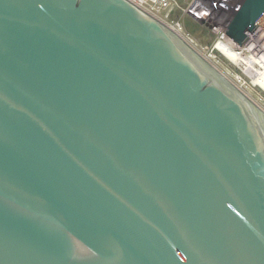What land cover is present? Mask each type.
Instances as JSON below:
<instances>
[{
  "label": "water",
  "instance_id": "1",
  "mask_svg": "<svg viewBox=\"0 0 264 264\" xmlns=\"http://www.w3.org/2000/svg\"><path fill=\"white\" fill-rule=\"evenodd\" d=\"M0 264H264V111L129 0H0Z\"/></svg>",
  "mask_w": 264,
  "mask_h": 264
},
{
  "label": "built area",
  "instance_id": "2",
  "mask_svg": "<svg viewBox=\"0 0 264 264\" xmlns=\"http://www.w3.org/2000/svg\"><path fill=\"white\" fill-rule=\"evenodd\" d=\"M129 1L176 33L254 103L264 105V91L252 83L242 67L228 56L229 53L234 54L264 77V14L239 46L228 37L226 29L243 0H191L186 6H181L177 0ZM177 11L181 15H176ZM185 16L207 29L214 41L209 45L202 43L184 23Z\"/></svg>",
  "mask_w": 264,
  "mask_h": 264
},
{
  "label": "rangeland",
  "instance_id": "3",
  "mask_svg": "<svg viewBox=\"0 0 264 264\" xmlns=\"http://www.w3.org/2000/svg\"><path fill=\"white\" fill-rule=\"evenodd\" d=\"M181 6H186L191 0H177ZM176 15H181L180 11L176 12ZM184 23L186 26L194 32L196 37L205 45H209L214 41V37L208 32L207 29L203 28L199 23L194 22L191 18L188 16L184 17ZM210 34V35H209ZM264 75V72H262ZM258 74V73H257ZM260 77L264 79V77L260 74H258ZM248 80V79H247ZM249 81V80H248ZM264 91V90H263ZM255 92V91H254ZM264 97V93H263ZM256 104V103H255ZM260 108H263V104L259 103L258 105Z\"/></svg>",
  "mask_w": 264,
  "mask_h": 264
},
{
  "label": "bare ground",
  "instance_id": "4",
  "mask_svg": "<svg viewBox=\"0 0 264 264\" xmlns=\"http://www.w3.org/2000/svg\"><path fill=\"white\" fill-rule=\"evenodd\" d=\"M228 56L230 57V59L235 62L236 64H238V66L242 67V69L244 70V73L250 78V80L252 81V83L259 85L261 87L262 90H264V79L262 77H260L257 72H255L254 70H251L248 66H246L239 58H237L234 54L229 53ZM264 59V58H263ZM262 63H264V60H262ZM263 111L264 109L261 108Z\"/></svg>",
  "mask_w": 264,
  "mask_h": 264
}]
</instances>
